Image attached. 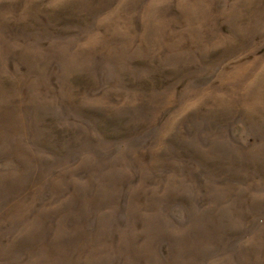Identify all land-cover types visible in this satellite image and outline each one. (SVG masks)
<instances>
[{
  "label": "rangeland",
  "instance_id": "obj_1",
  "mask_svg": "<svg viewBox=\"0 0 264 264\" xmlns=\"http://www.w3.org/2000/svg\"><path fill=\"white\" fill-rule=\"evenodd\" d=\"M0 264H264V0H0Z\"/></svg>",
  "mask_w": 264,
  "mask_h": 264
}]
</instances>
